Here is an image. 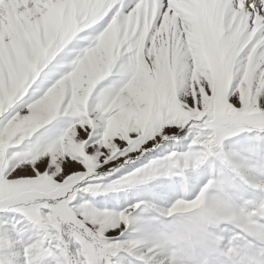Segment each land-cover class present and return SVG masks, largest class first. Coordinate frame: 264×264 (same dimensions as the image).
Here are the masks:
<instances>
[{"label": "snow or ice", "instance_id": "obj_1", "mask_svg": "<svg viewBox=\"0 0 264 264\" xmlns=\"http://www.w3.org/2000/svg\"><path fill=\"white\" fill-rule=\"evenodd\" d=\"M0 264H264V0H0Z\"/></svg>", "mask_w": 264, "mask_h": 264}]
</instances>
